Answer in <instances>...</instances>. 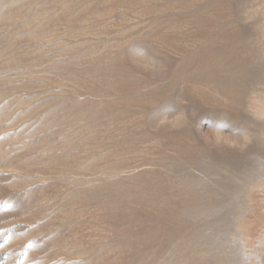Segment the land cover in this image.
Listing matches in <instances>:
<instances>
[{
	"label": "rangeland",
	"instance_id": "rangeland-1",
	"mask_svg": "<svg viewBox=\"0 0 264 264\" xmlns=\"http://www.w3.org/2000/svg\"><path fill=\"white\" fill-rule=\"evenodd\" d=\"M0 264H264V0H0Z\"/></svg>",
	"mask_w": 264,
	"mask_h": 264
}]
</instances>
